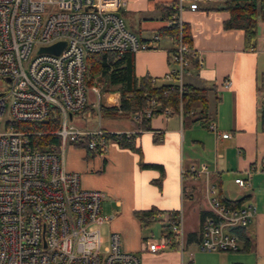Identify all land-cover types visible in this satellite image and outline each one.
Instances as JSON below:
<instances>
[{"label": "built area", "instance_id": "built-area-1", "mask_svg": "<svg viewBox=\"0 0 264 264\" xmlns=\"http://www.w3.org/2000/svg\"><path fill=\"white\" fill-rule=\"evenodd\" d=\"M187 0H177L175 13L167 26L178 33L165 80L175 83L182 93L191 51L183 37L182 14ZM128 0H0V264H141L137 254L122 247V237L100 230L112 217L101 214L104 194L81 186L78 173L65 168L68 144L88 138L87 150L107 151L115 134L119 139L136 131L111 133L100 127L88 129L73 123L91 103L87 85L88 58L112 52L121 57L127 52L156 48L155 35L144 42L126 25L121 16ZM197 3L190 4L191 9ZM65 42L59 54L42 48ZM152 83L156 82L151 78ZM227 79L223 85L231 86ZM97 92L98 100L100 92ZM157 106L135 114L150 117ZM166 112H169L166 111ZM58 114L60 128L49 136L58 141H36L41 133L21 124L41 123ZM209 130L218 134L211 121ZM230 137L229 133H221ZM255 168L235 183L249 185ZM196 177L203 176L212 214L202 223L199 248L203 251L233 252L241 249L234 229L248 226L257 213L253 203L231 206L223 203L218 186L211 181L207 165L192 166ZM183 177L186 174L182 172ZM161 212L155 216L158 218ZM163 234L145 238L142 252L158 253L174 245L184 249L182 213L162 216ZM188 264H196L194 260Z\"/></svg>", "mask_w": 264, "mask_h": 264}, {"label": "crops", "instance_id": "crops-1", "mask_svg": "<svg viewBox=\"0 0 264 264\" xmlns=\"http://www.w3.org/2000/svg\"><path fill=\"white\" fill-rule=\"evenodd\" d=\"M222 1L187 0L182 14L184 23L190 26L192 50L199 62L198 67L185 73L184 84L208 89V113L211 121L217 124L218 134L209 130L202 120L191 123L185 122L179 113H158L151 118L150 130L134 133V147L118 142L110 144L98 161L100 169L92 176H84V180L86 189L104 194L101 214L112 217L111 227L120 235L130 232L133 236L135 232L139 233L140 224L151 223L141 221L138 211L179 212L184 224L182 205L186 202L193 204L190 209H195L194 213L201 205L206 207L196 215L202 229L203 220L212 214V210L205 178L196 177L190 168H199L203 164L212 171L211 181L218 186L221 201L253 203L257 213L248 226L234 229L238 234L237 230H240V234H236L241 249L233 252L201 250V236L197 237L195 228L185 229L184 226L183 250L174 245L158 253L142 252L144 237L137 236L133 240L125 236L123 249L137 254L141 264H188L191 260L196 264H264V21L258 22L255 47L247 49L244 30L226 27L230 14L217 9ZM176 2L128 0L120 14L132 32L150 43L167 26L163 9ZM192 2L197 3L196 9L190 8ZM173 51L174 42L166 35L161 36L156 48L135 53L137 78H155L157 85L169 83L165 75L175 68L171 63ZM227 79L232 83L229 88L223 85ZM94 88L98 92L100 89L90 87L97 97ZM119 96L118 92L101 94L96 104L89 98L91 103L79 116L84 119L93 116L92 120L97 116L99 124L86 128L94 129L100 125L111 133L135 131V115L124 118L101 112V106L103 109L119 107ZM109 115L125 121L128 128L122 125L111 128L109 124L112 123H103L102 116ZM109 118L108 122L114 121ZM221 133H229L230 137L224 138ZM149 164L157 166H144ZM251 167L255 170L249 185L239 187L235 178H246ZM104 201L111 206L109 214L102 213ZM118 215L124 216L115 222Z\"/></svg>", "mask_w": 264, "mask_h": 264}, {"label": "trees", "instance_id": "trees-1", "mask_svg": "<svg viewBox=\"0 0 264 264\" xmlns=\"http://www.w3.org/2000/svg\"><path fill=\"white\" fill-rule=\"evenodd\" d=\"M219 10L229 12L230 19L226 22L227 28H240L245 32V48L253 49L257 38V26L259 20L264 21V0H223L217 7ZM164 19L170 20L175 13L174 6L163 9ZM160 36H169L172 40L176 38L178 27L176 25L165 26L160 30ZM183 37L185 43L189 46L188 64L186 65L185 73L198 67L199 62L196 58L195 52L192 50V35L190 26L184 23ZM90 64L89 87L98 86L100 93H119V107L111 109H103L101 112L113 113L124 118H129L135 114L142 113L150 107V100L154 99L157 106L153 110L150 117L140 115L136 121L135 129L138 131L151 129V118L166 111L182 114L185 122L194 123L202 120L209 125L211 122L208 113V89H199L190 85L184 84L182 93L179 91L178 85L175 83H166L157 85L152 83L151 78H137L135 74V54L127 52L121 57H117L115 53H99L91 55L88 58ZM97 80V83L94 80ZM200 111L197 112V109ZM27 130L41 133L34 139L36 141L44 142L47 140L58 141V137L49 136L45 133H51L60 128V120L58 114L52 116L41 123H27L21 124ZM120 145L127 147H134V135L131 137H124L119 139L115 134L111 135ZM89 142L88 138L75 143L78 146L86 147ZM149 167H156L157 165H144ZM223 203L231 206H239L243 200L226 201ZM159 211L151 209L147 211H138L137 216L141 221L153 222L155 216ZM176 213V212H174ZM239 231L240 234V230ZM238 234V232H236ZM238 234V235H239ZM242 235V233H241Z\"/></svg>", "mask_w": 264, "mask_h": 264}, {"label": "rangeland", "instance_id": "rangeland-1", "mask_svg": "<svg viewBox=\"0 0 264 264\" xmlns=\"http://www.w3.org/2000/svg\"><path fill=\"white\" fill-rule=\"evenodd\" d=\"M123 17V16H122ZM89 71H90V64L88 63V75H89ZM87 75V82L89 81V76ZM95 83H97V80H94ZM98 87V86H97ZM88 97L91 98V100L96 104L98 102L97 97L92 93V90L89 89L88 91ZM91 116V115H89ZM86 117V116H85ZM110 117V118H109ZM109 119H114V121L112 122H108L110 120ZM93 116L91 118L88 117V119H84V117L79 116L78 114L74 115V119H73V123L76 126L79 127H88V126H92V124L94 125H98L99 124V117H95V120H92ZM101 121V120H100ZM121 121V122H120ZM95 122V123H94ZM102 122L105 123L106 125H108V123H112L109 125H112L111 128H121L120 126L122 125L123 128H128V125L125 121H123L122 119L117 118L116 116L113 115H109V116H102ZM114 130H119V129H114ZM137 131V130H135ZM114 133H117L116 131H113ZM112 143H117L116 140H111L108 144V147L110 144ZM106 152H103L102 154L96 153V151H89L87 150V147H83V146H78L75 143H71L67 145L66 148V155H65V167H67L68 170H72L73 172H77L80 174L81 176V186L83 188L86 189V182H85V178L84 176H92L91 174H96L97 170H99L100 168V164L98 161H101L103 155ZM98 159V160H97ZM98 163V164H97ZM66 169V170H67ZM190 206H193V204H189L188 202L184 203V205H182V207H184V210L182 208V211L184 213V228H195V233L197 235L198 238H200V236L202 235V229L200 228V225L197 221L196 215H200L201 212L200 210L206 209V207L204 205H201L200 210H197L196 213H194L195 209H190ZM111 206L108 204L107 201L103 202V206H102V213L103 214H109L111 213L110 210ZM194 214H191V213ZM167 212H163L161 214L164 215H159L158 218H156L155 221L149 223V224H140V228H139V233L135 232L134 235L132 236L130 234V232L128 233H121L122 236V245L124 244V240H125V236H128L129 239L135 240L138 237H144V238H159L161 236V231H162V225H163V221H161L162 216H165ZM124 215H118L116 217L115 222H117V220L119 219V217H123ZM123 219V218H122ZM113 223L112 221L106 222L103 226L100 227L102 236L104 239H107V235L109 232H115L112 229ZM187 230L185 232V236L187 237ZM185 237V238H186Z\"/></svg>", "mask_w": 264, "mask_h": 264}, {"label": "water", "instance_id": "water-1", "mask_svg": "<svg viewBox=\"0 0 264 264\" xmlns=\"http://www.w3.org/2000/svg\"><path fill=\"white\" fill-rule=\"evenodd\" d=\"M64 46H65V42H58L52 46L42 48L41 51L49 52V53H53V54H59L62 51V49L64 48Z\"/></svg>", "mask_w": 264, "mask_h": 264}]
</instances>
